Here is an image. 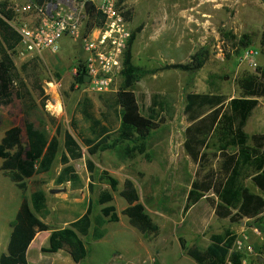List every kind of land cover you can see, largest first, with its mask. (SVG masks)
Listing matches in <instances>:
<instances>
[{
    "label": "trees",
    "instance_id": "trees-1",
    "mask_svg": "<svg viewBox=\"0 0 264 264\" xmlns=\"http://www.w3.org/2000/svg\"><path fill=\"white\" fill-rule=\"evenodd\" d=\"M35 1L42 3L47 0ZM83 1L86 0H76L78 5ZM7 6L6 2H0V106L8 104L13 94L16 95L22 104L24 128L3 122L0 116V128L4 126L0 138V171L21 192L20 204L9 223L11 231L6 251L0 253V264H28L26 251L30 242L36 232L49 229L48 244L42 247V251L55 253L66 249L74 262H80L88 253L81 236L90 235L92 240H99L106 234L105 224L119 220L115 206L109 204L113 200L112 191L117 190L118 180L104 172L103 178L109 188L101 190L96 200L88 197L84 211L66 226L50 228L37 216L45 218L50 212L46 192L41 180L32 179L27 196L26 179L49 171L59 150L60 125L47 109L49 95L41 81L40 59L34 56L22 64V77L12 58L21 37L9 23L12 12ZM99 23V18L93 21L89 18L86 25L91 27ZM140 28L137 26L131 31L117 89L97 92L100 108L85 91L76 101L69 120L70 128L63 133L58 157L61 167L54 179L57 185L68 182L71 189L83 187L71 163L82 157L83 146L89 155L121 146L126 158L142 155L149 160L147 140L159 126L157 107L161 109L167 102L159 100V94H154L147 113L141 112L134 85L142 76L159 68H144L132 62V43ZM221 35L232 41L236 56L252 45L251 36L246 33L238 38L230 31H223ZM260 46L264 56V31ZM204 54L201 48L187 62L166 63L162 68L195 71L202 66ZM75 66L77 72L69 84L71 90L84 81L82 58ZM216 77L219 76L214 73L209 75L210 79ZM236 83L239 94L235 97L227 98L219 91H189L185 94L182 111L187 125L183 148L197 168L183 212L204 198L218 219H228L230 223L244 218L264 222V132L248 134L244 129L259 99L264 98V60L255 72L240 75ZM47 123L54 127L51 135L46 130ZM85 166L88 171L86 187L92 193L94 162L86 158ZM245 180L251 182L254 190L245 184ZM118 194L126 202L120 214L127 216L129 224L144 238H156L160 234V226L140 202L131 178L123 179ZM95 203L102 207L93 214ZM236 238V233L226 227L219 233H211L205 247L186 246L182 238L179 242L197 264H227V261L229 264H244L242 251L235 248Z\"/></svg>",
    "mask_w": 264,
    "mask_h": 264
},
{
    "label": "rangeland",
    "instance_id": "rangeland-1",
    "mask_svg": "<svg viewBox=\"0 0 264 264\" xmlns=\"http://www.w3.org/2000/svg\"><path fill=\"white\" fill-rule=\"evenodd\" d=\"M23 1L0 0L8 4L12 18L17 19L24 16L13 14L12 8ZM116 6L128 21L131 31L141 26L132 43V62L144 68H159L142 76L134 85L141 112L147 113L154 94H159V100L167 102L161 109L157 107L159 126L147 140L150 158L146 160L137 155L128 159L121 146L89 155L83 146L82 157L71 162L83 187L71 189L68 183L57 185L54 179L61 167L58 157L62 150L63 133L70 128L69 120L76 101L85 91L93 98L97 108L101 104L97 92L86 86L76 84L73 90L69 88L74 75L73 67L77 60L84 58L79 41L62 36L56 54L43 51L41 56L37 55L41 61V81L49 95L47 109L60 125L59 150L49 171L26 179L25 194L29 195L33 178L41 180L46 191L49 187L65 188L62 192L46 193L50 210L46 223L50 228H60L84 211L88 197L96 200L101 190L109 188L103 178L106 172L118 180L117 190L112 191L113 200L109 204L115 206L119 220L106 223V234L99 240H92L90 235L81 236L88 253L80 262H74L66 249H60L44 254L38 250L36 255L30 254L28 264H197L181 247L179 238L186 246L195 244L204 247L211 233L241 226V221L230 223L228 219H218L204 198L193 205L183 219L185 198L197 166L183 148L187 122L182 110L185 94L189 91H219L227 98L237 96V78L245 72H255L262 64L264 56L260 38L264 31V0H117ZM89 18L95 20V8L84 20L88 22ZM223 31H230L237 38L244 33L251 36L250 48L257 52L253 63L251 58L242 57V51L234 55L235 47L232 41L222 37ZM201 48L205 51V59L195 71L162 68L166 63L187 62ZM32 57L17 51L12 54L22 77L21 66ZM211 73L219 77L210 79ZM259 103L245 125L248 134L264 132V98L259 99ZM0 116L3 122L24 128L22 104L16 95L13 94L8 104L0 106ZM46 130L50 135L54 133V127L49 123ZM3 131L2 125L0 138ZM86 158L91 159L95 166L92 193L86 187ZM213 163L216 165L217 162ZM125 177L133 180L140 202L160 226V234L156 238H144L129 224L127 216L120 214L126 202L118 194V189ZM245 184L254 190L249 180H245ZM20 199V191L0 171V245H5L9 228L7 221L14 217ZM52 206L55 208L51 209ZM101 207L95 203L93 214ZM204 217L206 221L201 220ZM205 222L206 228L203 226ZM247 224L254 229L251 230L253 238L244 246H252L253 251H242V261L244 264H264V222L255 219L247 221Z\"/></svg>",
    "mask_w": 264,
    "mask_h": 264
},
{
    "label": "built area",
    "instance_id": "built-area-1",
    "mask_svg": "<svg viewBox=\"0 0 264 264\" xmlns=\"http://www.w3.org/2000/svg\"><path fill=\"white\" fill-rule=\"evenodd\" d=\"M100 23L91 27L86 25L84 4L76 0H47L42 3L24 0L13 6V14L23 15V19L11 18L9 23L20 34L21 40L16 47L19 54L41 56L43 51L56 54L62 36L79 41L84 53L82 63L88 82L87 89L105 92L117 89L121 79L123 62L131 28L122 12L116 6L117 0H91ZM90 8V9H91ZM256 51L248 47L242 50V57L251 58ZM77 67H73L76 74ZM241 240L235 241L239 251L252 252V246H244Z\"/></svg>",
    "mask_w": 264,
    "mask_h": 264
},
{
    "label": "crops",
    "instance_id": "crops-1",
    "mask_svg": "<svg viewBox=\"0 0 264 264\" xmlns=\"http://www.w3.org/2000/svg\"><path fill=\"white\" fill-rule=\"evenodd\" d=\"M41 174H43V173H41ZM33 177V176H32ZM31 177V178H32ZM33 179H35V178H33ZM13 183V182H12ZM68 183V182H67ZM14 184V183H13ZM69 184V183H68ZM43 188V187H42ZM18 189V188H17ZM44 189V188H43ZM51 188L49 187L48 189H47V191L49 192V190H50ZM19 190V189H18ZM45 190V189H44ZM20 191V190H19ZM47 191L45 190V192L47 193ZM62 192V191H61ZM30 193V192H29ZM50 193V192H49ZM28 196V195H27ZM20 197H21V192H20ZM47 197V196H46ZM201 200V199H200ZM199 200V201H200ZM20 201H21V199H20ZM198 201V202H199ZM197 202V203H198ZM196 203V204H197ZM19 204H20V202H19ZM19 204L17 205V209H18V206H19ZM46 204H47V206H48V202L46 201ZM49 208V207H48ZM55 207L54 206H52L51 207V209H54ZM17 209H16V211H17ZM85 209V208H84ZM192 209V207L185 213V215H184V220H185V217L189 214V212H190V210ZM204 211V210H203ZM213 211V210H212ZM16 213V212H15ZM213 213V212H212ZM15 215V214H14ZM213 215H214V213H213ZM40 219H42V221L43 222H45L46 223V218L47 217H45V218H41L39 215H37ZM78 217V216H77ZM77 217H74V218H72V219H69L68 221H72L73 219H75V218H77ZM14 218V217H13ZM12 218V219H13ZM12 219H8V226H9V228H8V233H7V235H8V237H7V240H6V242H5V245L4 244H2V245H0L1 246V251H0V253H2V252H4V251H6V246H7V242H8V239H9V234H10V231H11V227H10V225H9V223H10V221L12 220ZM205 219V217L204 218H202L201 220H203V221H206V220H204ZM247 221H249L248 219H246V218H244L241 222H240V228L238 227V228H234L233 226H231L230 228L236 233V235H237V240L239 239V240H241L242 242H243V244H248V243H250V241L252 240V238H253V235H252V233H251V230H254L253 229V227L252 226H250V225H248L247 224ZM46 224H48V223H46ZM203 226L206 228L207 227V224H206V222L203 224ZM49 233H50V229L49 230H45V231H38V232H36V234H35V236H34V238L32 239V241L30 242V244H29V246H28V248H27V251H26V259H27V263H28V259H29V257H30V254L31 255H36L37 254V252H38V250H39V252H40V254H44V252L42 251V247H45V246H47V244H48V236H49ZM208 242H209V240H208ZM208 242H207V244H208ZM3 243H4V241H3ZM206 244V245H207ZM205 245V246H206ZM204 246V247H205ZM58 252V251H57Z\"/></svg>",
    "mask_w": 264,
    "mask_h": 264
},
{
    "label": "water",
    "instance_id": "water-1",
    "mask_svg": "<svg viewBox=\"0 0 264 264\" xmlns=\"http://www.w3.org/2000/svg\"><path fill=\"white\" fill-rule=\"evenodd\" d=\"M91 6H92V1L91 0H86V2L84 4V11L86 13H88L90 8H91ZM88 80H89V77L87 75L84 76V82H88ZM259 105H262V103H259ZM64 190H65V188H61V189L60 188H51L49 190V192L57 193V192H61V191H64ZM259 259H261V258H259Z\"/></svg>",
    "mask_w": 264,
    "mask_h": 264
}]
</instances>
